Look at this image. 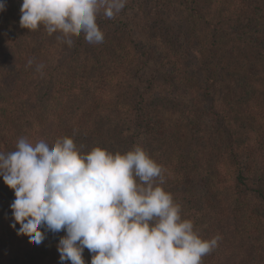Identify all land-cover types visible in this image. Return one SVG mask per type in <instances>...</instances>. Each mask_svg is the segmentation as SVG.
<instances>
[{"label": "trees", "instance_id": "1", "mask_svg": "<svg viewBox=\"0 0 264 264\" xmlns=\"http://www.w3.org/2000/svg\"><path fill=\"white\" fill-rule=\"evenodd\" d=\"M3 2L0 151L21 137L68 136L84 151L139 144L182 218L221 237L202 264H264V0H127L148 47L122 11L97 16L102 43L81 34L69 47L43 26L23 29L22 0ZM13 200L0 179V264H60L65 233L45 232L40 245L17 236Z\"/></svg>", "mask_w": 264, "mask_h": 264}, {"label": "clouds", "instance_id": "2", "mask_svg": "<svg viewBox=\"0 0 264 264\" xmlns=\"http://www.w3.org/2000/svg\"><path fill=\"white\" fill-rule=\"evenodd\" d=\"M126 3L22 0L19 23L58 33L69 47L81 34L99 44L104 34L97 16L114 18ZM0 179L14 194L10 227L17 236L40 245L45 232L65 233L57 244L60 264H85V249L90 264H202L221 238H202L193 221L182 218L181 205L162 187L163 167L139 144L124 153L99 146L84 151L68 136L52 144L21 137L15 150L0 151Z\"/></svg>", "mask_w": 264, "mask_h": 264}, {"label": "rangeland", "instance_id": "3", "mask_svg": "<svg viewBox=\"0 0 264 264\" xmlns=\"http://www.w3.org/2000/svg\"><path fill=\"white\" fill-rule=\"evenodd\" d=\"M121 20L127 25L128 30L131 31L133 38L142 46L148 47L151 43H153V40H151L150 37L141 33L139 28V16L136 11H122Z\"/></svg>", "mask_w": 264, "mask_h": 264}]
</instances>
